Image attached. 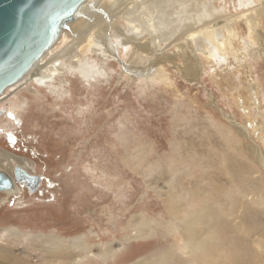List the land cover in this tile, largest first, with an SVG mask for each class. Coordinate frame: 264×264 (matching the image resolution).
<instances>
[{
	"label": "rangeland",
	"instance_id": "374dc122",
	"mask_svg": "<svg viewBox=\"0 0 264 264\" xmlns=\"http://www.w3.org/2000/svg\"><path fill=\"white\" fill-rule=\"evenodd\" d=\"M127 1L105 0L100 8L114 3L117 9ZM200 1L202 5L212 2L208 21L216 15L241 13L238 0ZM250 1L252 9L243 7L241 14H245L238 24L228 26L239 31V42L226 63H207L200 79L191 82L177 71L181 62L172 57L177 47L167 50L166 42L158 50L174 58L175 62L164 65L172 83L148 88L118 80L130 51L121 43L126 21L115 12L108 17L110 35L115 36L112 42L119 48L114 57L94 48L95 33L82 39L89 30L83 24L87 12L98 3L82 11L46 56L82 40L79 57L59 62L61 75L46 85L28 75L7 90L0 103V109L16 107V112L0 118V148L26 158L32 165L27 171L43 176L42 187L34 194L25 185L18 186L20 193H15L18 188L0 193V250L13 259L0 256V264H74L79 255L82 264H159L170 250L176 253L170 264H194L195 259L207 264L182 248L181 222L169 216L167 204L170 174L161 177L150 171L153 176L147 177V170L158 163L169 167L172 154L187 161L176 166L179 173L173 183L183 186L185 202L219 208V201L227 207L231 197L242 200L234 215L224 212L218 222L221 240L213 244L214 251L220 252L215 264H224L225 256H233L232 264H264V59L253 61L245 51L249 20L256 19L260 31L264 20L259 0ZM185 6L175 4L179 10ZM221 32L218 37L228 41L230 33ZM195 37L190 34L187 39ZM86 63L95 74L88 79L77 70ZM218 72L225 74L220 77ZM31 85L36 90L30 91ZM208 118L214 127L208 125ZM235 125L242 134L232 129ZM218 127L241 135L235 138L239 144L227 146ZM251 149L260 155L255 157ZM140 151L145 159L138 165ZM228 167L245 182L239 177L233 180ZM202 181L210 196L201 194ZM237 189L244 193H236ZM141 215L148 226L139 233L135 226ZM60 237L66 251L53 252L61 242L51 238Z\"/></svg>",
	"mask_w": 264,
	"mask_h": 264
},
{
	"label": "bare ground",
	"instance_id": "6f19581e",
	"mask_svg": "<svg viewBox=\"0 0 264 264\" xmlns=\"http://www.w3.org/2000/svg\"><path fill=\"white\" fill-rule=\"evenodd\" d=\"M104 2L105 0H88L78 11L76 16L77 21L83 10L88 11L94 4L98 3L96 5V8H94L90 12H87V19L83 24L86 28L89 26V30L87 33L82 35V39H84L85 41L92 37L90 35L95 33L96 44L94 45V48L96 50L98 49L102 51L105 54H112L115 57L114 53H117L119 48L112 42V39L115 36L110 35V31L112 29V21H110V19L108 18L110 15H112V13L115 12V15L120 16V18L126 21L125 26L127 27V33L123 36V38H121V43L123 46H128L130 50L129 54L127 55L128 57L126 62H123V68L121 69L118 80H126L127 82H132V84H143L147 88L153 84L161 85L172 83L170 80V74L165 68L166 66H164L167 65L166 62H169V60H172V62L179 60L181 62V65H176L178 73H180L184 78L188 79L191 82V79H200L201 75L206 70L207 63H211L212 65L215 61L223 60L226 63L229 59L228 57L230 56V54L237 50L236 44L239 42V31H237L236 28H231L230 30L228 26L233 25L231 21L233 18L238 17L239 21L242 15L245 14H241L242 9H244L243 7L246 8V6H249L252 9L251 5L254 6V4L251 1L249 2V0H238V10H240L241 13L237 15H234V13L233 15L226 16L216 15V17L212 16L211 20L208 21V9L211 8L210 6L212 2H207L206 5H202V2L200 0H197L196 2H187L184 0H128L124 5L118 7L117 9H114V3V7H112L113 5H108L107 7H105L106 9L100 8ZM183 3L186 4L183 9L179 10L175 8V4L181 7ZM259 3L261 4L259 6L261 17L264 20V0H259ZM168 10H171V12H168ZM210 11L211 10H209V12ZM213 11L217 13V11ZM216 22H223V24L222 26L218 25L217 27H214L213 24ZM248 23L250 34L246 38V54L253 61L264 59V31H260L261 29L259 30L258 22L256 21V19H250ZM100 25H102L101 29ZM151 28L154 31H152ZM224 29L225 31L230 33L231 37L228 39V41L223 38V35L222 38L218 37V33L222 34L221 31ZM190 34L191 36L194 34L196 35V37L193 39L190 38L191 40H188L187 38ZM227 37L229 36L227 35ZM164 43L167 44L166 47L164 46L167 50L173 46L177 47V51L175 52V54H173L174 56H172L175 58V61H173L174 58L168 57L163 53H159L158 49H160V46ZM82 44V40L80 42H75L73 40L68 48H64V50L58 53H52V55H49L48 58L45 57L40 63L37 64L34 71L30 73L31 75L29 74L30 80L36 82L38 81L39 84L46 85L52 79H56V77L61 75L59 70L63 67L59 62L63 60V62L66 64L70 61L68 57L72 60L78 58L80 51L82 50ZM77 70L81 72L80 74L84 78L88 79L89 77H93L94 73L87 63L79 65L77 67ZM32 89L34 90L35 88L32 86V88H30V91H33ZM3 100L4 96L0 99V103ZM214 100H216L215 97ZM211 103L213 104L212 100ZM18 106L17 109L19 108ZM10 108H13V110L16 112L15 105H11ZM208 119L211 121H208V125L210 127H214L212 120L210 118ZM189 124V128H191L193 124L184 123V125ZM216 129L217 133H220L223 140H225L226 145L229 147H236L239 142L235 138H242L241 135H239L242 134V131L240 130L238 125H235L232 128L237 133H239L238 135L235 134L232 129H226V127H218ZM226 135H231L234 138L227 137ZM257 147L259 148L258 145ZM251 152L255 155V157L257 155H260L257 149H251ZM194 153L195 152H193L192 155ZM139 154L141 155L136 156L138 165L144 162L145 159L143 151H140ZM186 154H188V152ZM177 156L178 155L175 154L171 155L169 159V165H167L169 167L163 166L161 163H158V165L154 168L150 167L147 170L149 171L147 177H152V173H155V175L161 177L164 176V174H170L168 178V184L170 185L169 189L171 193L169 195L170 200L167 202V204L171 208L169 216L174 217L181 222V236L184 243L182 248L188 250L185 253L187 255L191 253L196 257H200L207 264H215V259L220 254L219 251H214L213 249L215 248L213 244L218 245L216 243L221 240L217 234L218 222H220L221 217L223 218V214H225L224 212H228V214H225L226 216L231 215V213L234 215V208L241 207L242 200H237L235 197H231L227 202V207L229 206L228 208L231 211L227 209L225 205H223L224 202L221 203L220 201L217 202L219 208H215L209 203H207L205 206L199 207L194 203L185 202L182 193L184 189L183 186L180 185L177 187L173 183L176 181L177 174L179 173L178 169H176V166L183 165L184 163H187V161L184 157L178 158ZM250 160L254 161L252 156L250 157ZM5 162L8 163L7 166L3 165V163L5 164ZM255 163L257 164L256 161ZM16 164L25 171L31 169L32 166L26 158L10 155L8 152L3 151L0 148V171H4L8 175H11L8 173V171H12L13 175L14 168H16L14 166ZM228 173L231 174L233 180H235L237 177L242 179V177L239 176L238 172L236 176L235 169L232 170L231 167H228ZM242 181L244 180L242 179ZM201 184V187L205 188H202V193H200L210 196L211 191L206 190V185L203 181ZM261 184L263 185V183ZM18 186V189L15 193H20ZM147 186L151 188L149 184ZM255 189L258 190V188L256 187ZM192 192L198 195V192L194 190H192ZM259 192L262 193V191ZM6 193H12V191H8ZM236 193L240 194L244 192L237 189ZM206 199L208 198L206 197ZM188 210H190L191 212L189 217ZM182 214H184V216H182ZM145 220V217L141 215V221L139 222V225L135 226L138 229L139 233H142L143 228H147L148 226V223ZM131 224H133V222ZM51 239L61 242V246H59L53 252H57L59 250L64 252L66 251V248L64 247L65 240L63 238L60 237ZM78 240L79 239H75V241ZM46 243L49 247L48 240L46 241ZM81 248V246H78V249ZM258 249H260V247ZM86 254H89V252H87ZM175 255L176 253L174 250L165 252L161 257V259L163 260H161V263L159 264H170L168 261L174 258ZM0 256L3 258H9L11 261L13 260L11 259V255H9L6 251L3 252L0 250ZM232 257L225 256L224 264H232ZM83 260L84 258L79 255V258L73 261V263L82 264ZM254 261L256 260L254 259L253 262ZM194 264H199V261L195 259Z\"/></svg>",
	"mask_w": 264,
	"mask_h": 264
},
{
	"label": "water",
	"instance_id": "95a60500",
	"mask_svg": "<svg viewBox=\"0 0 264 264\" xmlns=\"http://www.w3.org/2000/svg\"><path fill=\"white\" fill-rule=\"evenodd\" d=\"M88 0H0V99L7 90L32 73L76 22ZM232 23H238V17ZM223 22L214 23V27ZM224 73H219L223 77ZM0 109V118L13 108ZM43 184V176L16 166L13 175L0 171V193L25 185L31 194Z\"/></svg>",
	"mask_w": 264,
	"mask_h": 264
}]
</instances>
